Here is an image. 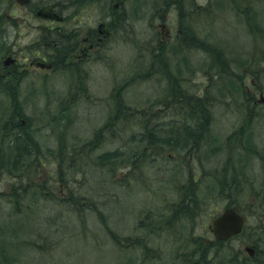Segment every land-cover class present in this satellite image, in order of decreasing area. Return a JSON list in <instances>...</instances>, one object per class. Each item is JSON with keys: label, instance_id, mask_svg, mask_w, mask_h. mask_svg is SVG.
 Wrapping results in <instances>:
<instances>
[{"label": "rangeland", "instance_id": "obj_1", "mask_svg": "<svg viewBox=\"0 0 264 264\" xmlns=\"http://www.w3.org/2000/svg\"><path fill=\"white\" fill-rule=\"evenodd\" d=\"M146 1L124 0L122 38L120 36L118 39L116 36L110 38L105 59H103V62L93 64L87 75H80L75 71L74 73H53L47 70L35 69L29 65L34 60L31 55L26 58L20 57L24 56L23 52L19 55L22 67H25L27 73L18 79L17 84L13 85L14 91H17V97L23 105L19 109L23 111L24 116L19 117L18 120L23 122L27 120L32 135L36 134L38 144L43 148V151L45 148H48V150L55 148L57 138L60 141L62 140L61 134L65 136L66 140H71L70 142L77 144H82L85 140L91 139L94 132H97L107 122L109 116L115 114V108L121 105L125 106L122 108L129 110H148L157 101L160 102L166 99V95L170 96L169 91L175 88L174 83H177L188 95L196 96L195 98L209 94L210 99L214 100L210 104L214 121L212 129L220 137H226L234 127L243 123V114L245 113L242 109L243 99H245L244 92L247 93V97L252 95L254 98L255 95L258 108L263 106L264 36L255 39L254 36L250 35L247 31V19L244 18L243 13L232 12L230 6L241 3L243 7L246 3L249 6V15L256 16L254 17L255 20L252 21L258 23L264 31V0H195V3L200 6V11L206 16L209 15V17L207 20H200L199 18V23L192 21L191 25H188V22L185 21L186 16L183 17L180 14V8H182L184 14L186 12L184 5L188 1L192 2V0H183L182 5L178 6L176 11L173 12V16H168L166 19L168 28L173 31L180 30L183 33H189L190 30L191 32H197L198 38L207 36L208 41L215 42V45L220 43V46L222 45L224 48L219 49H222L228 58H232L230 77H226L221 73L218 74L217 69L215 70V66L212 65L217 63L205 53L198 52L195 42H178L180 40L177 38L158 45V40H164L165 36L164 30L160 27L162 22L158 23L153 20L154 16H151L152 11L148 7L150 3L146 6L149 11L142 9ZM3 2L5 0H0V3ZM207 6V9L202 10ZM225 11L228 14H224ZM3 14L4 10L0 9V19L2 20L4 19ZM157 14H160L161 18L165 17L164 10ZM175 14L179 26L170 24V19H173ZM34 16H32L33 19ZM18 17L15 16L14 18L19 23ZM231 17L237 18L235 23L231 22ZM34 23L32 22L33 25ZM194 24L198 26L197 29L192 27ZM4 28V25L1 24L0 73L2 74L4 73L1 68L2 61L6 60L5 57L9 52L6 48L10 47L13 40L9 39V44L3 41ZM186 28L188 31L185 30ZM19 29L22 28L19 27ZM23 34L15 37V42L22 48L28 47L24 51L33 49V44H31L34 40L32 39L33 34L28 36L27 34L23 36ZM139 38L140 43L138 42ZM170 48H174L173 51L176 49V51L180 50V53L187 54L188 58L192 59L191 67L202 65V70L199 67L196 71L183 70L180 54L173 57L170 55L168 65L166 61L164 62V59L158 62L153 58L154 54L166 53L164 50ZM213 49L210 48V50ZM69 61H72V59ZM211 62L213 63L211 64ZM176 68L181 69L178 74H176ZM80 70L83 71L82 68ZM236 76L243 77L241 78L243 84L239 83L238 79L240 78ZM119 85L123 87L119 88ZM116 86L121 89L118 91L120 95L118 97L115 89H113ZM255 89L258 91L256 92ZM8 98L7 94L0 93V125L3 124V126L13 111L9 106ZM61 116H64V125L67 123L66 130L63 133H61ZM249 122L250 130L252 129L249 135L260 153L253 154L248 151L250 154H243L238 149H228L226 144L224 145L225 148L223 147L224 150L220 152L227 158L233 155L235 158V154L239 152L241 160L233 163L237 169L234 175L237 174L235 178L246 179V182L239 183L240 189L236 191L237 195H235L237 197V207L246 215V231L231 241V246L240 250L242 257H247L244 248L250 246V239L255 240V238L264 237V218L261 221L258 220L259 214L257 213L258 211L264 213V168L262 169L264 164V112L253 111V116ZM132 123L131 128L122 127L119 124L115 130L126 132L127 134L123 136H129L128 132L133 133L137 130V124ZM118 137H109L102 143L100 148L89 152L86 156L87 159H85L86 166L96 169L91 166H93V162L99 154L106 151H115L121 145L120 137ZM50 158H43L42 166L37 169V172L33 170L29 175V179L20 178L18 174L8 177L4 175L5 173L0 172V214L3 215V218L8 216L7 219L10 220V222H6L7 229L17 231L18 235L15 241L22 240V244L18 247L13 245L16 243L14 240L7 241V246L4 248L7 258L14 260L9 261V263L128 264L127 260L131 262L133 259L140 258V251L135 250L130 258L127 256L126 250L121 251V246L115 245L112 239L108 238L105 233L100 232V226L94 217L89 215L86 217L75 216L73 209H71L72 204L79 202L82 208H87L92 204L96 207L97 204L109 198L107 197L108 194L112 197L118 195L120 198L119 212L121 219L126 223L129 221V216L131 228L121 232V220L119 222L108 220L107 223L110 228H117L121 224L119 232L121 234L131 232L129 235H132L133 226H135L139 217L137 214L139 209H144L150 205L154 206L155 202L157 203L165 198L177 197V193L171 191L166 185L160 186L157 180L149 185V190L142 187L140 178L149 174L153 176V171L149 168V171L143 168L142 173L135 179H131L132 172L128 173V181L133 183L138 190L145 191L141 192L142 195L135 193L137 196L135 195L132 198H128L123 192L119 193L121 174L117 170L115 174H107L105 170H102L105 173H90L87 168L86 171L88 172L83 176L73 178L68 175L70 183L68 186L63 185L60 188L52 185L53 182L50 176H54L57 165L54 164L52 168ZM203 169L208 173L216 174L218 177H221L223 173L218 172L221 167L215 166L214 168L212 166L211 159L205 162ZM134 171L136 172V170ZM226 176H230L229 172L226 173ZM42 183L43 185L46 184L43 187L44 196H40L37 200L31 202L35 206L34 209L24 211L23 214L18 211V214H15L14 211H11L15 206L13 200L8 196L13 189L11 186L19 190H27L28 197H24L20 202L22 207L27 203V198H30L32 190L40 189L41 191V188H38L37 185H42ZM27 184L31 186L25 187ZM107 188L110 190L107 191ZM70 192L74 196H71ZM257 192L259 194H256ZM162 195L165 197H162ZM150 197L155 199L153 200ZM122 200H132V205L128 206L127 201ZM254 200H259L260 204L255 202L252 212L251 210L248 211L250 208L249 202L253 203ZM227 202L223 197H214L208 199L205 204H201L202 213L195 220L193 234L205 238L212 236L211 222L227 208ZM28 203L30 204V202ZM135 206H138L137 211L131 212L130 208ZM113 215L117 216V213H110V217ZM51 221L52 224L48 229L44 224ZM181 224L185 223L178 222L177 226ZM183 234L185 237L187 236V233ZM10 242H13V244H8ZM128 245L133 246V244ZM149 249H152L154 253V248ZM152 252H145V256L150 259L153 257ZM177 253L173 254L176 255ZM262 258H264V255ZM138 261L134 260L133 264H138Z\"/></svg>", "mask_w": 264, "mask_h": 264}, {"label": "trees", "instance_id": "obj_2", "mask_svg": "<svg viewBox=\"0 0 264 264\" xmlns=\"http://www.w3.org/2000/svg\"><path fill=\"white\" fill-rule=\"evenodd\" d=\"M182 5V4H181ZM179 5V6H181ZM207 7H204L202 10L207 9ZM197 15H198V21L204 20L209 17L204 15L202 11H200V6L197 8ZM241 10L245 12H249V6L245 3ZM256 13V12H255ZM180 14L183 15V10L180 8ZM204 15V16H202ZM245 16V19H247V31L250 35L254 36L256 34L260 35V38L264 36V31L260 27L258 23H256L254 15H249L246 13H243ZM213 17V15H211ZM1 18V16H0ZM208 23V22H207ZM186 31L187 28L185 29ZM212 36V35H211ZM198 38L197 32H191L189 30V33H183L181 32L175 39H179L182 42H195L194 39ZM210 50V49H209ZM217 54L211 55L210 58H213L214 62H216ZM153 58H155L156 61L160 62L163 59V53H156L154 54ZM218 58V57H217ZM219 59V58H218ZM165 62V60H164ZM213 62H211L212 64ZM220 63V61H219ZM165 64V63H164ZM168 65V63L166 62ZM214 64V63H213ZM218 64V63H217ZM180 70V69H179ZM178 68H176L175 71L176 74H178ZM255 70V69H254ZM253 70V71H254ZM253 73V72H252ZM246 75V74H245ZM212 76V75H211ZM253 76V74H252ZM241 78L243 77H238ZM243 84V80L240 81ZM175 84V88L171 89L170 96L166 95V99L162 101H157L160 103L159 106H152L148 110H128L125 111L126 113L135 112L137 115H142L146 118L141 125V128L139 129V132L137 134L139 139L146 138L151 142L153 140L152 138H148L146 136L147 133L154 131L155 124L154 123H160L155 121V116L164 113V111L168 108V104L172 103L173 105H178V109L184 114L181 115L185 117V119L181 123L188 124L189 127H183V131L186 132L187 137H179V140H185V139H191L192 133L193 134H204L206 131L209 130V133L212 131V124H214L213 121V114L210 108V104L214 102V100L210 99L209 94H205L202 97L195 98L196 96L188 95L185 90L181 89L180 86L177 83ZM243 86V85H242ZM123 87L122 85H119V88ZM117 97L120 96L119 92L121 89H118V86L114 87ZM257 92L258 90L255 89ZM7 94L9 96V106L16 104L15 98L17 97L16 90L14 91L11 87L7 89H1L0 93ZM250 97H247V93L244 92V98L243 99V105L242 109L245 112L243 115V123L240 126L234 127V131L236 133V137H226L225 144L227 145V148L231 149H238L240 150V153L250 154L251 151L253 154H256L259 152L256 149L255 143L251 140L252 137L249 135L252 129L250 130V122L249 120L253 116V109L256 110L257 104L255 102V95L254 98L252 95H249ZM118 100V99H117ZM120 101V100H119ZM236 101V100H235ZM156 102V103H157ZM19 106V105H18ZM21 107V106H19ZM155 107H159L157 111H153ZM253 107V109H251ZM15 108V107H14ZM18 109H13V111L10 114V117L8 120H6V123L0 125V136L3 138H7V142L4 145H0V172L5 173L4 175L11 177L12 175L18 174L20 178L29 179V175L33 172V170H36L42 166V159L46 157H51L52 160L51 166L53 168L54 164L57 165V168L54 171V176L51 177V181L53 182V186L63 187V185L68 186L70 183V180L68 179L67 171L65 170L64 166L68 164H72L71 161L78 162V159H82V155L85 157L87 154L91 151H94L102 145L104 141L97 142V137L102 133V131L107 132V129H111L110 134H115V128L121 124L122 127L131 128L132 124L130 122V119L119 115L117 112L110 115L107 122L97 130V132H94L93 137L89 140H85L80 146H77V143L70 142L71 140H66L65 136L61 134V141L57 138V146L55 148H52V150H48V148H45L43 151V148L37 144L34 146V143L32 144V130L29 127V124L27 120L24 122L22 120H18V118H22V114L19 112ZM261 112L262 111H258ZM61 133H63L66 130L67 123L61 122ZM72 124V121H71ZM153 125V126H152ZM58 126V122H57ZM115 126V127H114ZM183 132V133H184ZM54 134V133H53ZM183 135V134H182ZM202 139L207 142L210 140V135L208 137H203ZM193 141V139H191ZM194 142V141H193ZM230 142V143H229ZM232 142H234L232 144ZM164 147L168 146V148H164L168 150V152L165 155L157 154L152 158H146L143 159L144 164L148 168H154L155 169V177L154 180L159 181V185H166L168 186L171 191H174L177 193V197L174 198H165L162 201L159 200L157 203L155 202V205L148 206L144 209H147L149 211H152L155 216L151 217L149 220H142L140 217L137 218V222L135 223V226H133L135 229H141L145 228L149 234V236H162V234H166L169 232H182L187 233V240L191 242L194 246L198 248V250H192V254L188 258H183L182 253L178 256L182 260L178 261V264H212L213 260L212 258L216 256L218 258V264H264L262 263V256L264 255V237L263 238H255V240L250 239L249 245L254 249V255L253 257H242L241 251L233 248L231 246V241L221 242L214 240L211 236L208 238H205L201 235H194L193 234V228L195 227V220L200 216L202 213V210L200 209L201 204H205L207 199H211L214 197H223L225 198L227 202V208H233L239 212L240 209L236 205V199L237 197L235 195L236 191L240 189L239 184V178L234 175V173L237 171L234 164L236 161H240L241 158L239 157V152L233 156H229V162L223 166L218 172H223L221 174V177H218L216 174L208 173L204 171V165L206 161L200 162L198 161L194 155L197 152V149L194 148V146H184V145H178L177 143H174L170 140L169 136H166L161 143ZM232 144V145H231ZM179 150L177 149L178 147ZM34 147V148H33ZM33 148V149H31ZM225 148V147H224ZM222 148V150H224ZM226 148V149H227ZM12 150L14 151V154H12ZM78 151L82 152L81 157L77 156ZM138 149L134 148L129 151L128 147L124 144V149L122 146H119L115 151L109 152L111 154V158L115 159L116 157H124V161L126 164L130 165L132 170V162L139 161L142 157L143 150L140 152H137ZM230 153V152H228ZM260 153V152H259ZM5 154V155H4ZM99 154L97 159L100 160ZM128 155L132 158L128 159L126 158ZM6 156V160L8 162L5 163V161H2ZM12 156V157H11ZM129 157V156H128ZM208 160L210 159L207 156ZM240 158V159H239ZM207 160V161H208ZM177 161V165L175 170L170 174L171 176H168L167 168L170 164ZM118 166V164H116ZM264 168V164L262 166V169ZM54 170V169H53ZM35 172V173H36ZM71 174L77 173L76 171H68ZM132 172V171H131ZM130 172V173H131ZM229 172L230 176H226V173ZM264 172V171H263ZM142 173V171H141ZM224 175V176H222ZM121 182V180H120ZM47 183V182H45ZM18 185V184H17ZM46 184L43 185H37L38 188H41V192L43 187H45ZM20 187V185H18ZM31 186L30 184H27L25 187ZM13 189L9 192V197L13 200V204H18V201L21 198L28 197V193L26 189L19 190L14 186H11ZM165 189V188H164ZM71 193V192H70ZM251 193V192H250ZM72 194V193H71ZM256 194H259L258 192ZM71 196H74L72 194ZM162 197H165L162 195ZM153 200L154 197H150ZM145 201V200H144ZM255 202L259 203V200H254L253 203L249 202V209L251 210L254 207ZM71 204L73 202H70ZM146 204V201H145ZM144 204V205H145ZM73 205V204H72ZM252 207V208H251ZM31 208H35L34 204H30L27 202L24 206H22L20 209H18V212H21L23 214L24 211L30 210ZM258 208V207H257ZM17 211H14L15 214H18ZM258 220H262L264 218V213H260V211L257 212ZM20 214V215H21ZM246 218L245 213H242ZM3 218L1 223V236L7 237L8 240H16L17 238V231H12L11 229H7V223L10 222L9 218L7 219ZM7 222V223H6ZM178 222L185 224H181L177 226ZM247 224V221H246ZM188 228L189 230H187ZM246 231V226L244 230L242 231L241 235L244 234ZM264 234V233H263ZM240 235V236H241ZM131 237L123 239V242L119 240L118 238H114L113 241L115 245L122 246L124 244H140V241H130ZM18 245L22 244V240L15 241ZM149 248H156L147 246L146 252H152V249ZM178 252L180 248H177ZM154 258V253L152 252ZM0 264H10L7 260L6 252L4 250V246L0 245ZM142 263V260L140 262ZM172 264H177L173 262Z\"/></svg>", "mask_w": 264, "mask_h": 264}, {"label": "bare ground", "instance_id": "obj_3", "mask_svg": "<svg viewBox=\"0 0 264 264\" xmlns=\"http://www.w3.org/2000/svg\"><path fill=\"white\" fill-rule=\"evenodd\" d=\"M188 1V0H187ZM184 1L183 0H147L146 3L144 4V7L142 9L144 10H148L146 9L148 3L149 4V8L152 11L151 16H155L157 15L158 12L163 11L164 9L170 7L169 4H174V5H181ZM189 2V1H188ZM186 2V5H184V10H186V12H184L183 17L186 16L185 21L188 22V25H191L192 21H195V23H199L198 21V13H197V4L195 3V0H192V2ZM196 5V6H195ZM242 8V4L241 3H237L235 5L230 6V10L232 12L235 13H246L249 14L250 12H245L241 10ZM142 11V10H141ZM140 11V13H141ZM149 11V10H148ZM224 14H228L226 11L224 12ZM221 16V15H218ZM245 18V17H244ZM231 22L235 23V21L237 20V18H233L231 17ZM190 21V22H189ZM190 23V24H189ZM123 25V24H122ZM192 27H194L195 29H197V25L194 24L192 25ZM173 31V30H172ZM178 31V30H177ZM177 31H173L172 33V38L170 40H158V45L163 44V42H169L173 39L176 38V33ZM121 38L123 35V26L121 27V29H119V34H118ZM260 37V35L256 34L254 35L255 39H258ZM139 43H140V38L138 39ZM195 46H196V50H198V52H202L205 53L206 55H208L209 57L211 55H213L212 53L217 54L218 58L216 57V65L212 64L213 66H215V70L217 69V73L218 74H222L226 77H230L231 75V63H232V58H228L225 54V52L222 49L223 46H220V43H217V45H215L213 42L208 41V37H203L201 36L200 38H195ZM178 42H182L181 40ZM210 48H214L213 50H209ZM224 48V47H223ZM172 49L174 48H170V49H166L164 50L166 53H163V59L168 63L169 62V58H171L170 55L175 56L176 54H180L182 56V63H183V70L186 69L185 71L189 70V71H196L199 67L200 70H202V65H196V67L192 68L191 67V63H192V59H189L187 54H183L180 53V50L176 49L173 51ZM169 54V55H168ZM5 61V60H4ZM3 61V62H4ZM220 61V63H219ZM165 65V64H164ZM168 67V66H167ZM61 72H70V73H74L75 70H73L72 68H70L69 66H61L60 67ZM171 69V68H169ZM172 70V69H171ZM181 71V69L179 70ZM158 73V72H155ZM234 75V74H233ZM239 77V76H238ZM239 83L240 80L238 79ZM18 86V85H17ZM14 90V88H12ZM16 103L19 106H23L21 104V102L19 101L18 97L15 98ZM262 105L264 106V100H262ZM27 104V103H26ZM18 105L13 104L11 105L12 109H18L20 108ZM160 103H155V106H159ZM258 106V105H257ZM260 106V108H256V110L253 109V107H251V109H253V111H262L264 112V107ZM15 107V108H14ZM125 106H120V107H114L115 108V113L117 112L119 115H122L128 119H130L131 124L133 125L132 122H135L137 124V130L134 131L133 133L128 132L130 135L129 136H123L124 134H127L126 132L123 131H116L115 134H110L111 133V129H107V132L102 131V133H100V135L97 137V142H101L104 141L105 139H108L109 137H120L121 140V145L122 148L124 149V144L125 146L128 147L129 151L137 148L138 151L140 152L141 150H143V154L142 157L140 158L139 161L136 162H132V170L130 165L126 164L124 161V157H116L115 159L111 158V154L106 151L104 153H102V155L100 156V160L96 159L95 162H93V166L91 167H95L96 169L90 168L89 166H86V160L87 157H85L84 155H82L81 151H78V155L79 157H81L82 155V159L80 158V160L78 159V162L76 161H71L72 164H68L66 166H64L65 170L67 171V175H70L71 177L75 178L76 176H83L84 174H86L88 171L90 173H96V172H101V173H105L102 170H105L107 172V174H115L116 170L117 172L120 171V187H119V193L123 192L126 194V196L128 198H132L133 196H135V193H138V195H142L141 192H145L143 190H138L137 187L128 181L127 176L128 173H130L132 171V177L131 179H135L137 178L142 169L145 168L147 171H149V169H151L153 171V176L151 174L140 178V183L141 186L144 187L145 189H147L149 187V185L153 184L154 181V177H155V169L154 168H149L144 164L143 159L146 158H152L157 154L160 155H165L168 150L164 149V148H168V146L164 147L161 143L163 142L164 138L166 136L170 137V140L174 143H177L178 145H184V146H194V148L197 149L196 154L194 155V157L200 161H207L208 158L207 156L211 159L212 161V166L215 168V166H218L223 168V166L225 164H227L229 162V159L227 158V156L224 157V154L222 155V148L225 145V139L226 137H236V133L234 131V129L228 133V135L226 137H220L216 132H214V129H212V131L209 133V130L206 131L204 134H193L192 133V137L191 139H193V141L191 139H185V140H179V137H187L186 136V132L183 131V127H189L188 124L185 123H181L185 117L181 116L184 115L179 109H178V105H173L172 103L168 104V108L164 111V113H160L158 115L155 116V121L156 122H160V123H154L155 124V130L152 132H149L146 134V136L150 139L152 138L153 140H151V142L149 140H147L146 138L144 139H139L137 134L139 132V129L141 128L140 123H143L144 120H146V118L142 115H136L135 112H130V113H126L125 111L129 109L127 108H122ZM159 107H155L153 109V111H157ZM19 112L22 114V116H24L23 111ZM134 119H136L134 121ZM61 122H64V116H61ZM153 126V125H152ZM125 130V129H124ZM122 132V133H121ZM184 132V133H183ZM183 134V135H182ZM220 134V133H219ZM208 135H210V140H208L207 142H205L204 139H202L203 137H208ZM118 137V138H119ZM32 138V144L34 143V146H36L38 144V137L36 136V134L31 135ZM7 142V138H3L0 136V145H4ZM81 144H77V146H80ZM2 147V146H0ZM160 147H164V148H160ZM178 147V146H177ZM34 148V147H33ZM31 148V149H33ZM178 150L180 149L179 147L177 148ZM12 154H14V151L12 150ZM5 155V154H4ZM129 156V157H128ZM126 158L130 159L132 158V156L130 157V155H128ZM12 157V156H11ZM50 158V157H49ZM2 161L8 162L6 160V156H4V158H2ZM224 161V162H223ZM116 164H118V166H116ZM177 165V161L170 164L167 168V173L168 176L170 177L172 174V172L175 170ZM88 168V171H86ZM98 168V169H97ZM100 169V170H99ZM136 170V172L134 171ZM68 171H76L77 173L75 174H69ZM130 179V180H131ZM239 183L240 182H246V179L244 178H239ZM110 189L107 188V191H109ZM149 190V188H148ZM30 198H27V202H33V200H37L40 196H44L43 194V189L42 192L39 190H32V192H30ZM115 195V194H114ZM137 196V195H136ZM107 198L104 202H101L99 204L96 205V207L92 204L91 206H88L87 208H82V206L80 205L79 202H75L71 209H73V214L77 217H86L87 215L94 217V219L96 220V222L98 223V225L100 226V232L105 233L107 235L108 238L110 239H114V238H118L119 240H121L123 242V239L129 238L131 237L130 241H140V244H136L135 246H130L128 244H124L121 246V251H125L126 250V254L127 256L130 258L132 257L133 252L136 251H140L141 255L140 258L137 259H133L131 262L130 261H126L128 264H133L134 260H139L138 264H140L141 260L143 264H172L173 262L178 264L179 260H182L181 258H179L178 256L182 253L183 258H188L191 254H192V250H198V248L196 246H192L193 244L191 242H189L187 240V237H185V235L182 232H169L166 234H162V236H149L148 232L145 231V228H139V229H135L133 228L132 230V235L129 234H121L119 232V229L121 228V224H122V230H126L131 228L130 227V223H131V219L128 216L129 221L124 223L123 219H121L120 216V198L118 195H116L114 198L111 195H107ZM113 198V199H112ZM24 198H21L18 201V204H16L15 206H13L11 211H17L18 209L21 208V201ZM208 200V199H207ZM206 200V201H207ZM122 201H127V200H122ZM127 205L131 206L132 205V200H128L127 201ZM137 207H131L130 211L131 212H136L137 211ZM129 211V212H130ZM116 212V215H113L110 217V213ZM104 213H106L104 215ZM138 216L140 217V219L146 221V220H150L151 217L155 216V214L152 211H149L147 209H139L137 211ZM3 220V215L0 214V245L4 246V248L7 246V237H3L1 236V223ZM108 220L110 221H118L121 220L122 223L120 224V226L117 228L113 227L110 228L108 225ZM52 224V221L49 223L44 224L45 226L48 227V229L50 228ZM70 229V228H69ZM48 231V230H47ZM154 242V243H153ZM6 244V245H5ZM8 244H13V242H10ZM160 244V245H159ZM14 246L18 247L17 243L13 244ZM20 245V244H19ZM147 246H156V248L153 249L154 251V258L149 259L148 257L145 256V252L147 250ZM177 248H180L179 252L177 250ZM5 250V249H4ZM6 252V251H5ZM178 252L176 255H174L173 253ZM179 254V255H178ZM7 256V255H6ZM190 258V257H189ZM127 259V258H125ZM8 261H14L12 258L8 259ZM213 262L212 264H218V258L216 256H214L212 258ZM184 261V260H182ZM118 264V263H116Z\"/></svg>", "mask_w": 264, "mask_h": 264}, {"label": "flooded vegetation", "instance_id": "obj_4", "mask_svg": "<svg viewBox=\"0 0 264 264\" xmlns=\"http://www.w3.org/2000/svg\"><path fill=\"white\" fill-rule=\"evenodd\" d=\"M123 2L124 0H29L28 3L19 4L15 0H5L0 3V9L4 10V19H0V28L1 24L5 27L3 41L9 44V39H13L10 47L6 48L9 51L5 57L7 64L4 66L2 61L4 73H0V90L13 88L18 79L27 73L19 59L30 55L34 60L29 65L35 69L59 73L61 66H69L78 74L87 75L93 64L105 59L110 38L119 37L123 22ZM168 5L170 7L164 9V18L160 14L153 17L155 22H162L160 27L164 30L165 40L172 38V29L168 28L166 19L173 16L178 7ZM15 16H19V23ZM170 21V24L179 26L176 14ZM32 22H35L34 25ZM22 33L23 36L33 34V49L24 51L28 47L22 48L15 42V37ZM180 33L178 30L176 37ZM22 52L24 56L19 57ZM77 68H82L83 71ZM261 260L264 263V258Z\"/></svg>", "mask_w": 264, "mask_h": 264}, {"label": "water", "instance_id": "obj_5", "mask_svg": "<svg viewBox=\"0 0 264 264\" xmlns=\"http://www.w3.org/2000/svg\"><path fill=\"white\" fill-rule=\"evenodd\" d=\"M19 4L28 3L29 0H15ZM7 64V62H5ZM244 224L243 217L233 209H225L212 223V233L215 239L226 241L229 238L238 235ZM250 256L253 255L251 248H245Z\"/></svg>", "mask_w": 264, "mask_h": 264}]
</instances>
